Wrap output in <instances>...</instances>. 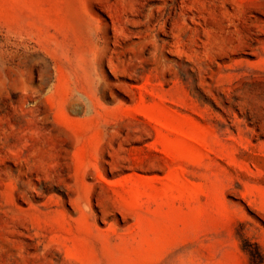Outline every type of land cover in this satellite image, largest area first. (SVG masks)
Returning a JSON list of instances; mask_svg holds the SVG:
<instances>
[{
	"label": "rangeland",
	"instance_id": "obj_1",
	"mask_svg": "<svg viewBox=\"0 0 264 264\" xmlns=\"http://www.w3.org/2000/svg\"><path fill=\"white\" fill-rule=\"evenodd\" d=\"M0 264H264V0H0Z\"/></svg>",
	"mask_w": 264,
	"mask_h": 264
}]
</instances>
